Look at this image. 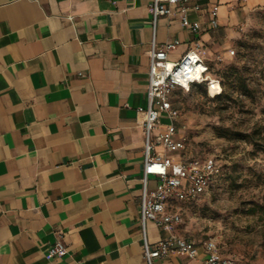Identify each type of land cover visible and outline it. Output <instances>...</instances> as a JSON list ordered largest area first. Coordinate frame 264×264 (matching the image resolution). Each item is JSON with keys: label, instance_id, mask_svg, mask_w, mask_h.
<instances>
[{"label": "crops", "instance_id": "obj_1", "mask_svg": "<svg viewBox=\"0 0 264 264\" xmlns=\"http://www.w3.org/2000/svg\"><path fill=\"white\" fill-rule=\"evenodd\" d=\"M151 1L0 0V264H146L136 109L146 105L151 41L174 42L175 62L196 39L220 47L238 6L264 4L198 0L188 11L195 35L165 16L153 32ZM156 186L150 176L148 190ZM145 236L154 245L164 233L147 221ZM59 237L66 254L46 258ZM192 240L197 258L152 263L201 264L204 240Z\"/></svg>", "mask_w": 264, "mask_h": 264}, {"label": "rangeland", "instance_id": "obj_2", "mask_svg": "<svg viewBox=\"0 0 264 264\" xmlns=\"http://www.w3.org/2000/svg\"><path fill=\"white\" fill-rule=\"evenodd\" d=\"M229 27L220 47H204L223 94L211 96L204 85H194L171 97L186 138L180 155L213 158L222 176L198 200L172 208L182 215L183 236L213 239L238 264H264V4L238 6Z\"/></svg>", "mask_w": 264, "mask_h": 264}, {"label": "built area", "instance_id": "obj_3", "mask_svg": "<svg viewBox=\"0 0 264 264\" xmlns=\"http://www.w3.org/2000/svg\"><path fill=\"white\" fill-rule=\"evenodd\" d=\"M198 12V0H152L148 6L154 32L159 16L177 17L182 27L197 35L200 23L190 20L188 11ZM208 24L219 26L218 6L212 5L208 11ZM174 42L157 45L152 39L147 52L148 84L146 105L137 107V123L144 135V159L142 164L139 222L143 231V258L146 264H153L157 257L171 254L195 259L198 256L196 243L177 232L182 223V215L172 208L176 202H193L214 186L222 175L221 166L213 158L185 159L180 154L185 150V136L175 123L176 111L171 97L178 89H188L193 84L203 83L206 90L216 88L215 96L221 93L219 80L213 78L204 56V46L197 39L179 60L172 62L168 52ZM230 56L233 50L227 52ZM161 117L165 123H161ZM162 127L161 130H158ZM160 147L161 151L156 148ZM157 179V186L148 190V178ZM152 221L164 236L154 245H149L145 236V225ZM205 257L201 264H238L236 259L224 255L213 239L201 243ZM67 250L61 238H57L46 251V258L62 257Z\"/></svg>", "mask_w": 264, "mask_h": 264}, {"label": "trees", "instance_id": "obj_4", "mask_svg": "<svg viewBox=\"0 0 264 264\" xmlns=\"http://www.w3.org/2000/svg\"><path fill=\"white\" fill-rule=\"evenodd\" d=\"M216 79H218L219 80V83H220V86H221V93L220 94H218L216 97H220L222 94H223V84H222V82H221V79L220 78H218V77H216ZM194 85H204L203 83H200V84H193V85H191V86H194ZM204 87H205V85H204ZM172 102V101H171ZM190 159H193V158H190ZM222 176V175H221Z\"/></svg>", "mask_w": 264, "mask_h": 264}, {"label": "bare ground", "instance_id": "obj_5", "mask_svg": "<svg viewBox=\"0 0 264 264\" xmlns=\"http://www.w3.org/2000/svg\"><path fill=\"white\" fill-rule=\"evenodd\" d=\"M215 91H216V88L214 86H212L210 91H209V94L213 95L216 93Z\"/></svg>", "mask_w": 264, "mask_h": 264}]
</instances>
